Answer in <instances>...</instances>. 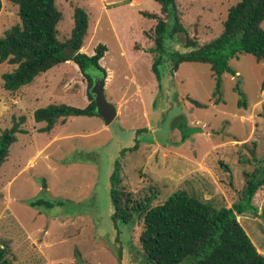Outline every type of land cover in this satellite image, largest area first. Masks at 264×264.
<instances>
[{"label":"rangeland","instance_id":"obj_1","mask_svg":"<svg viewBox=\"0 0 264 264\" xmlns=\"http://www.w3.org/2000/svg\"><path fill=\"white\" fill-rule=\"evenodd\" d=\"M236 2L176 0V6L189 36L203 45L221 34ZM1 3L0 38L20 22L18 7L9 0ZM55 3L62 14L56 26L60 42L70 37L74 9L80 7L88 15L80 52L91 54L98 44L106 46L100 61L106 70L104 92L117 116L107 126L99 116L59 118L53 130L39 132L45 123L35 122L34 110L90 103L86 79L67 61L10 92L3 88L2 75L16 65L0 63V133L25 117L20 125L25 132L16 134L0 166V245L13 264H156L138 242L142 220L136 215L126 224L112 219L115 161L121 166L120 186L132 201L149 199V206H155L182 190L215 208H230L244 185L243 173L264 163V61L247 54L230 60L234 74L222 75L216 96L207 64L185 62L170 73L165 62L158 82L151 71L157 21L144 15L163 18L157 2ZM178 44L169 47L191 51ZM237 85L245 94V107L238 106ZM190 99L206 107H195ZM123 149L127 152L122 155ZM32 201L53 206L31 207ZM252 204L257 214L238 215L237 221L264 255V185ZM192 263L186 259L179 264Z\"/></svg>","mask_w":264,"mask_h":264},{"label":"trees","instance_id":"obj_2","mask_svg":"<svg viewBox=\"0 0 264 264\" xmlns=\"http://www.w3.org/2000/svg\"><path fill=\"white\" fill-rule=\"evenodd\" d=\"M18 7L20 22L6 31L0 38V63L8 62L16 68L2 75L3 88L16 92L30 85L34 79L53 67L72 61L87 81V97L90 103L84 108L65 104L48 105L33 112L35 122H44L39 132H49L59 118L71 116H97L93 96L89 90L93 84L92 74L103 81L106 70L100 60L107 51L105 45L98 44L92 55L80 52L88 30V15L80 7L73 12V27L65 42L57 39L56 26L62 18L56 0H9ZM160 6V13H145L156 20L153 42L155 53L151 65L156 80L160 81L159 68L169 62L170 73L176 72L181 63H202L210 66L214 76L216 96L221 91L222 75H233L229 61L241 54L252 56L256 62L264 61V0H238L227 12L221 34L206 44L198 45L181 24L176 0H154ZM2 3L0 0V10ZM182 39H181V38ZM179 40V41H178ZM171 42L191 49L180 53L170 49ZM238 106L245 107L246 97L236 87ZM198 108L204 104L190 99ZM220 100L216 99L215 104ZM25 117L13 121L9 129L0 133V166L8 157L10 146L16 141L17 133L25 131L20 127ZM181 124L178 125L180 127ZM141 130H137L139 132ZM185 136L181 137V141ZM135 145L130 151L136 150ZM127 152L123 149L120 154ZM120 162L115 161L110 177V198L113 207L112 219L129 223L136 215L142 220L138 242L145 255L156 264H179L193 259L192 264H264V255L257 252L245 230L237 221V216L245 213L257 214L252 204L256 191L264 185V163L252 172H244V185L238 200L230 208H215L209 200L188 195L185 191H175L163 203L149 206V199L132 201L130 193L120 186ZM31 207L52 203L32 201ZM0 264H13L7 259V249L0 245Z\"/></svg>","mask_w":264,"mask_h":264},{"label":"water","instance_id":"obj_3","mask_svg":"<svg viewBox=\"0 0 264 264\" xmlns=\"http://www.w3.org/2000/svg\"><path fill=\"white\" fill-rule=\"evenodd\" d=\"M89 92L93 96L97 115L102 118L106 126L112 123L117 116V111L115 106L107 101L103 81L100 77L93 75V84Z\"/></svg>","mask_w":264,"mask_h":264},{"label":"crops","instance_id":"obj_4","mask_svg":"<svg viewBox=\"0 0 264 264\" xmlns=\"http://www.w3.org/2000/svg\"><path fill=\"white\" fill-rule=\"evenodd\" d=\"M93 54V52L91 53V54H89V53H87V55H92ZM101 61V60H100ZM45 126V125H44ZM53 130V129H52ZM51 131V130H50Z\"/></svg>","mask_w":264,"mask_h":264}]
</instances>
